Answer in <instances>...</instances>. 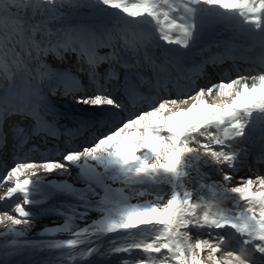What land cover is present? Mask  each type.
<instances>
[{
    "label": "snow or ice",
    "instance_id": "1",
    "mask_svg": "<svg viewBox=\"0 0 264 264\" xmlns=\"http://www.w3.org/2000/svg\"><path fill=\"white\" fill-rule=\"evenodd\" d=\"M218 28L260 55L191 65ZM237 59L250 68L197 84ZM62 101L84 109L71 126ZM257 131L264 0H0V202L16 198L0 264H264V174L238 175ZM42 214L62 222L26 239Z\"/></svg>",
    "mask_w": 264,
    "mask_h": 264
},
{
    "label": "bare ground",
    "instance_id": "2",
    "mask_svg": "<svg viewBox=\"0 0 264 264\" xmlns=\"http://www.w3.org/2000/svg\"><path fill=\"white\" fill-rule=\"evenodd\" d=\"M208 36H210L212 38V45H211L212 47H210L208 55H211L215 51H219V52L223 51L224 52L225 47L229 46V45L235 49V51L233 52L234 54H236L238 51L250 52V50H244L243 49V45L245 44L246 41H245V38L239 34H235L231 31L218 28L213 34H206L202 37H208ZM214 41H218L219 43H214ZM240 42H242V43H240ZM248 42L249 41H247V43ZM205 48H209V47L197 45L196 48L192 49V51L190 53V60H189V63L191 65L199 64L201 61L207 59L206 57H203L202 55L197 54L198 53L197 49L199 51L200 50L204 51ZM184 51H187V50H184ZM237 66H239V68H241V70H244V69H242V67H245V66H241L240 64H237ZM226 72L229 73L230 71L227 70ZM236 74H237V72H236ZM205 75H208V77L210 76L213 79L220 76L219 73L213 69H211L210 71H206ZM141 107H143V105H141ZM64 109H66V108L62 107V109H60V110H62L65 113L64 119H68L69 122L68 123H61V124H65L68 126H71L72 123L78 119L77 117H79L80 114L84 111V109L82 107H77V106H75L72 111L70 109H68L67 111H64ZM73 111H75V112L73 113ZM87 115H91V110L87 111ZM81 140H83V139H79L78 141H81ZM262 143H264V140H261L260 133H259V131H257L251 137V139L248 141V143L246 145H244L245 147L248 148L250 155L247 157L246 165L242 168L245 169V167L248 166L250 159L253 160L254 162H258L260 160L259 159V153H260V147H261ZM72 146L78 147L79 145H76L75 142H73ZM34 157L35 156H33V158ZM239 173L245 174L246 172H244V170H240ZM250 174L253 175L254 173H250ZM15 199L16 198L14 197L13 201ZM13 201L0 202V208H5V209L11 208ZM1 229H3V228H1ZM0 232H3V231H0ZM11 238L12 237H10V236L9 237H0V244L6 243ZM43 254H44V252H24V253H21V254L12 256V257L2 258V260H3V264H34L36 262V260L39 259V257Z\"/></svg>",
    "mask_w": 264,
    "mask_h": 264
},
{
    "label": "rangeland",
    "instance_id": "3",
    "mask_svg": "<svg viewBox=\"0 0 264 264\" xmlns=\"http://www.w3.org/2000/svg\"><path fill=\"white\" fill-rule=\"evenodd\" d=\"M69 104H71V103H69ZM70 106H76V105L71 104ZM77 107H80V106H77ZM37 158H38V156H37ZM73 172H75V169H73ZM238 175H240V176H248V175H251V174H250V172H246L245 174L238 173ZM58 179H70V178H67V177H58ZM2 191H3V189H0V192H2ZM133 202H136V201H133ZM49 203L50 204H55V201H50ZM48 206L49 205H43L42 207L47 208ZM12 214H15V213H12ZM54 220H55V223H57V224L62 222L59 218H53V217H50L48 215H43V214L40 215L37 218V223H36L35 227L33 229H31L29 232L26 233L25 238L26 239L40 238V229L42 227L46 226V225H51L54 222ZM19 227L22 228L23 226L21 225ZM1 228H3V229H1ZM0 231H4V227L2 225H0ZM55 238H58V239H66L67 238V234H63V233L57 234ZM48 256H49V253L44 252V254L41 255L39 257V259H37L34 264H44V261H46V259L48 258ZM90 259L95 260L96 257H92ZM113 260L115 262L116 260H118V258L114 257Z\"/></svg>",
    "mask_w": 264,
    "mask_h": 264
},
{
    "label": "water",
    "instance_id": "4",
    "mask_svg": "<svg viewBox=\"0 0 264 264\" xmlns=\"http://www.w3.org/2000/svg\"><path fill=\"white\" fill-rule=\"evenodd\" d=\"M200 41H201V43H202L203 45H209V44L212 43V42H211V38L201 39Z\"/></svg>",
    "mask_w": 264,
    "mask_h": 264
}]
</instances>
